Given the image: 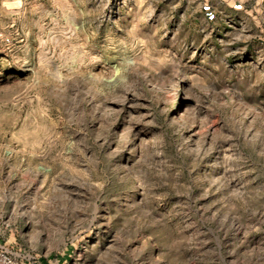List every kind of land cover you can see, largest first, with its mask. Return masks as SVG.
Wrapping results in <instances>:
<instances>
[{
    "label": "rangeland",
    "instance_id": "rangeland-1",
    "mask_svg": "<svg viewBox=\"0 0 264 264\" xmlns=\"http://www.w3.org/2000/svg\"><path fill=\"white\" fill-rule=\"evenodd\" d=\"M264 264V0H0V264Z\"/></svg>",
    "mask_w": 264,
    "mask_h": 264
},
{
    "label": "crops",
    "instance_id": "crops-1",
    "mask_svg": "<svg viewBox=\"0 0 264 264\" xmlns=\"http://www.w3.org/2000/svg\"><path fill=\"white\" fill-rule=\"evenodd\" d=\"M50 261L43 260L42 264H49Z\"/></svg>",
    "mask_w": 264,
    "mask_h": 264
},
{
    "label": "built area",
    "instance_id": "built-area-1",
    "mask_svg": "<svg viewBox=\"0 0 264 264\" xmlns=\"http://www.w3.org/2000/svg\"><path fill=\"white\" fill-rule=\"evenodd\" d=\"M11 262H7V264H10Z\"/></svg>",
    "mask_w": 264,
    "mask_h": 264
}]
</instances>
